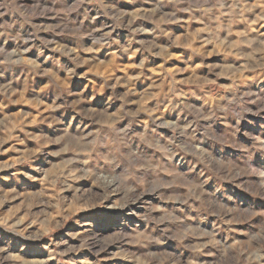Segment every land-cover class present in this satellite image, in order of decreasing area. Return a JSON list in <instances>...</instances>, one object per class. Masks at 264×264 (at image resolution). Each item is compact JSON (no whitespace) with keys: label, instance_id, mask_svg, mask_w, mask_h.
I'll list each match as a JSON object with an SVG mask.
<instances>
[{"label":"rangeland","instance_id":"374dc122","mask_svg":"<svg viewBox=\"0 0 264 264\" xmlns=\"http://www.w3.org/2000/svg\"><path fill=\"white\" fill-rule=\"evenodd\" d=\"M0 264H264V0H0Z\"/></svg>","mask_w":264,"mask_h":264},{"label":"bare ground","instance_id":"6f19581e","mask_svg":"<svg viewBox=\"0 0 264 264\" xmlns=\"http://www.w3.org/2000/svg\"><path fill=\"white\" fill-rule=\"evenodd\" d=\"M106 183H108V182H106ZM110 184H111V183H110ZM110 184H109V185H110Z\"/></svg>","mask_w":264,"mask_h":264}]
</instances>
